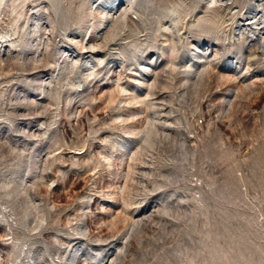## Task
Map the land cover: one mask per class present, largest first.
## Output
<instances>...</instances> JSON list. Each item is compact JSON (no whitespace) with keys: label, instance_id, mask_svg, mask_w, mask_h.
I'll use <instances>...</instances> for the list:
<instances>
[{"label":"rangeland","instance_id":"rangeland-1","mask_svg":"<svg viewBox=\"0 0 264 264\" xmlns=\"http://www.w3.org/2000/svg\"><path fill=\"white\" fill-rule=\"evenodd\" d=\"M0 264H264V0H0Z\"/></svg>","mask_w":264,"mask_h":264}]
</instances>
